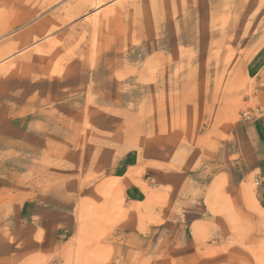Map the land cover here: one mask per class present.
Segmentation results:
<instances>
[{
    "label": "rangeland",
    "instance_id": "1",
    "mask_svg": "<svg viewBox=\"0 0 264 264\" xmlns=\"http://www.w3.org/2000/svg\"><path fill=\"white\" fill-rule=\"evenodd\" d=\"M91 1L0 0V264H264V0Z\"/></svg>",
    "mask_w": 264,
    "mask_h": 264
},
{
    "label": "crops",
    "instance_id": "2",
    "mask_svg": "<svg viewBox=\"0 0 264 264\" xmlns=\"http://www.w3.org/2000/svg\"><path fill=\"white\" fill-rule=\"evenodd\" d=\"M252 135L254 134L255 143L251 145L252 147V154L251 159L248 164L244 166L243 169H240L241 179L238 178V184L242 183L247 185L251 182V180H255L256 185L253 191L255 193L256 201L258 202L259 206L262 208L264 207V127H255ZM239 174V175H240ZM237 177H232L227 174V180L232 182V180H236ZM198 186V185H196ZM178 202L181 199L177 198ZM177 199L176 204H177ZM264 209V208H262ZM201 222V221H200ZM198 223V222H196Z\"/></svg>",
    "mask_w": 264,
    "mask_h": 264
},
{
    "label": "bare ground",
    "instance_id": "3",
    "mask_svg": "<svg viewBox=\"0 0 264 264\" xmlns=\"http://www.w3.org/2000/svg\"><path fill=\"white\" fill-rule=\"evenodd\" d=\"M106 0H92L91 1V6H94V8H99L104 2H105ZM54 4H56V3H54ZM91 9V8H90ZM65 14V13H64ZM51 25H53V24H51ZM57 28H59V26H57ZM197 35V34H196ZM195 36V35H194ZM192 38H193V35L192 34H188V39L187 40H191L192 41ZM169 40V42L172 40V38L171 39H168ZM179 40L181 41L182 40V37H180L179 38ZM190 41V42H191ZM189 42V43H190ZM171 43V42H170ZM172 44V43H171ZM167 47V46H166ZM172 47V46H171ZM165 48V47H164ZM19 50V49H18ZM167 50V49H166ZM177 76V75H176ZM176 76H175V78H176ZM177 79V78H176ZM176 82V81H175ZM175 82H173V83H175ZM146 87V86H145ZM174 89V88H173ZM146 91L147 90H151V88L150 87H146V89H145Z\"/></svg>",
    "mask_w": 264,
    "mask_h": 264
}]
</instances>
